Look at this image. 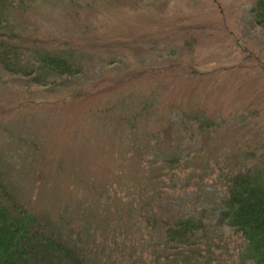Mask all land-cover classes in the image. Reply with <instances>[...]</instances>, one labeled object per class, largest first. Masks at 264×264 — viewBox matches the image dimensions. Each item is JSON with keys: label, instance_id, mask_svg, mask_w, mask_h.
<instances>
[{"label": "rangeland", "instance_id": "1", "mask_svg": "<svg viewBox=\"0 0 264 264\" xmlns=\"http://www.w3.org/2000/svg\"><path fill=\"white\" fill-rule=\"evenodd\" d=\"M256 1L24 0L20 40L73 67L0 62V179L48 226L104 236L103 264H183L155 260L151 217L209 222L206 264H242L221 200L226 179L264 169Z\"/></svg>", "mask_w": 264, "mask_h": 264}, {"label": "trees", "instance_id": "2", "mask_svg": "<svg viewBox=\"0 0 264 264\" xmlns=\"http://www.w3.org/2000/svg\"><path fill=\"white\" fill-rule=\"evenodd\" d=\"M23 4L24 0H0V62L6 69L16 71L9 66V61L14 62L12 65L15 62L23 64L20 60L25 58V53L31 52L35 62L40 61L38 69L45 71V74L51 71L63 73L60 70L69 72L73 63L68 62L62 55L53 54L42 47L28 46L21 41L25 37L20 33L18 22H13L11 15L16 7ZM251 12L258 23L264 22V0H257ZM26 64L20 66H28ZM223 187L221 215L228 226L241 234L239 246L242 247V264H264V169L252 171L247 168L237 175L234 174L228 181L226 179ZM149 198L151 197H148V202ZM21 203L0 179V264H103V260H97L98 252L104 253L106 247L104 236L96 243L95 239L88 241L87 232L84 230H81V234L80 231L73 233L66 222L63 225L59 223L56 228L50 227L32 208ZM139 208L142 211L145 206L142 204ZM154 220L151 217L147 222L149 225L152 223L159 237L164 239V249L167 251L164 255H155L156 261L161 263L162 259L168 263L175 255L182 256L180 259L183 264H200L201 257L204 258L202 264L209 263L207 259L211 256L208 251L216 242L214 237L217 235L216 230L211 231V225L206 226L209 222L174 217L163 228ZM204 226L208 228L210 236ZM169 244L175 246V252L168 251ZM198 244L205 246L202 249L203 254H200ZM192 248L193 250L188 251ZM104 258L107 259V254Z\"/></svg>", "mask_w": 264, "mask_h": 264}]
</instances>
